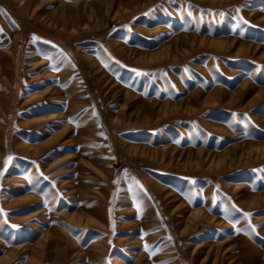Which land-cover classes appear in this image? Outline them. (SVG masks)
<instances>
[{"label": "rangeland", "instance_id": "obj_1", "mask_svg": "<svg viewBox=\"0 0 264 264\" xmlns=\"http://www.w3.org/2000/svg\"><path fill=\"white\" fill-rule=\"evenodd\" d=\"M0 30V264H264V0H0Z\"/></svg>", "mask_w": 264, "mask_h": 264}, {"label": "snow or ice", "instance_id": "obj_2", "mask_svg": "<svg viewBox=\"0 0 264 264\" xmlns=\"http://www.w3.org/2000/svg\"><path fill=\"white\" fill-rule=\"evenodd\" d=\"M0 31H2V30H0ZM233 115H235V114H233ZM101 134H103V133H101ZM0 211H2V210H0ZM245 215L247 216V215H249L248 213H245Z\"/></svg>", "mask_w": 264, "mask_h": 264}]
</instances>
